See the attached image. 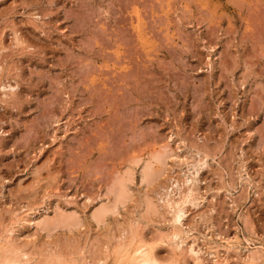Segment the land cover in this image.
I'll return each mask as SVG.
<instances>
[{
    "label": "rangeland",
    "instance_id": "1",
    "mask_svg": "<svg viewBox=\"0 0 264 264\" xmlns=\"http://www.w3.org/2000/svg\"><path fill=\"white\" fill-rule=\"evenodd\" d=\"M135 250L264 264V0H0V263Z\"/></svg>",
    "mask_w": 264,
    "mask_h": 264
},
{
    "label": "bare ground",
    "instance_id": "2",
    "mask_svg": "<svg viewBox=\"0 0 264 264\" xmlns=\"http://www.w3.org/2000/svg\"><path fill=\"white\" fill-rule=\"evenodd\" d=\"M200 165V164H199ZM146 170V169H145ZM145 172H147V170L145 171ZM152 173V172H151ZM146 173H144V175H145ZM149 174V173H148ZM147 174V175H148ZM153 174V173H152ZM146 177V176H145ZM148 177H150V176H148ZM191 180V179H190ZM194 184V183H193ZM124 194V193H123ZM194 194H193V189L192 188H190L188 191H187V193L185 194V196H184V198L181 200V202H175L174 204H170V202L171 201H169L170 200V197L169 198H167L164 202H166V204L168 205V206H170V208L174 211V217H175V221H180V218L182 217V215H183V204L184 203H186V202H192L193 201V199H194V196H193ZM173 202H174V200H173ZM185 213V212H184ZM100 213H98V215H99ZM101 215V214H100ZM174 234V233H173ZM179 236V235H178ZM195 248H193V244L192 245H190V251L192 252V253H196V251L194 250ZM197 249V248H196ZM133 250V249H132ZM136 252H139V255H138V261L137 262H135L136 264H142V263H144L146 260H148V257L146 256L147 254H144L142 251H140V250H135ZM129 252V251H128ZM198 252H200V251H198ZM211 252H213V251H211ZM214 253V252H213ZM134 254V253H133ZM135 255H137V253H135ZM216 256V255H215ZM10 258V257H9ZM13 259H14V256L12 257ZM17 258V257H16ZM122 258V257H121ZM151 259V258H150ZM58 260H60V259H58ZM136 260H137V258H136ZM153 260V259H152ZM53 261V260H52ZM149 261V260H148ZM47 262V261H46ZM4 264H22L21 262H20V260L19 259H16V260H12V259H8V260H5L4 262H3ZM49 263V262H48ZM47 263V264H48ZM1 264V263H0ZM51 264H53V263H51ZM156 264V263H155Z\"/></svg>",
    "mask_w": 264,
    "mask_h": 264
}]
</instances>
